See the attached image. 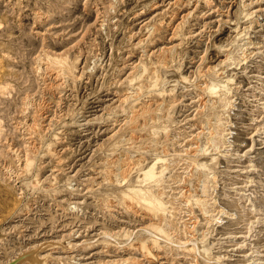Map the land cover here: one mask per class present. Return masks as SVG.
<instances>
[{
    "label": "rangeland",
    "instance_id": "374dc122",
    "mask_svg": "<svg viewBox=\"0 0 264 264\" xmlns=\"http://www.w3.org/2000/svg\"><path fill=\"white\" fill-rule=\"evenodd\" d=\"M168 48L178 54L159 67L157 83L174 87L164 125L181 153L209 137L204 120L214 111L203 110L201 89L216 80L213 67L226 63L233 83L228 105L215 109L213 144L198 157L205 167L186 172L179 160L171 170L182 180L168 182L178 210L173 242L160 237L145 255L133 244L152 221L115 204L113 162L130 150L120 137L139 135L141 116L127 126L131 110L152 101L142 90L123 103L137 91L128 76ZM46 55L78 58V79L45 70ZM0 85L10 88L0 87V264H264V0H0ZM127 177L124 186L137 176ZM198 179L203 193L188 185ZM182 193L202 196L208 214Z\"/></svg>",
    "mask_w": 264,
    "mask_h": 264
},
{
    "label": "bare ground",
    "instance_id": "6f19581e",
    "mask_svg": "<svg viewBox=\"0 0 264 264\" xmlns=\"http://www.w3.org/2000/svg\"><path fill=\"white\" fill-rule=\"evenodd\" d=\"M248 11L249 10L247 9V5L242 1L241 9H240V15L242 16V18L246 19L247 17H249V15H250L249 13L250 12H248ZM167 15H169V14H167ZM175 15H176V13H171L170 17H169L170 20H173ZM160 23H161L160 19L153 22V24L148 28L149 29L148 30L149 35H153L156 32H158L159 29H161L160 28V26H161ZM165 24H167V23H165ZM183 25L184 24H182V26ZM235 32H236L237 37L241 34V30H238V27L236 28ZM179 34H180V32H179ZM178 46H180V45L178 44ZM145 50H146V48H145ZM176 50L177 49H174V48H172V49L168 48L164 52L162 51V53L154 61H152L151 57H146L145 61L139 62L138 64H136L133 67V70L131 71V73L128 76V82L130 83V89H132L134 87V85H136V88H137L136 90L137 91L133 92V93H130L125 98L122 97V98H124L123 99V103L129 104L130 99L135 97L136 94H139L140 92H142V90H145L146 93L150 94L149 97L152 100L151 103L144 102V104L142 106L140 105L141 107H139V108L137 106V108L139 110L138 109L134 110L133 109L134 107L132 108L133 110H131L132 112L130 113L131 116H130L129 120L127 121V126H128V128H130V127L132 128L133 126H135L136 116L137 115L141 116L142 117V124L140 126L139 135H137L135 137V134L131 133L129 135V137H127V138L125 137V135H124V137H120L121 142H124L125 143L124 145H129L130 150H129V152L127 151L128 153L125 152V154H122L121 151H120L119 152L120 154L118 155V158L115 160V162H113L114 181H112L113 183H111V185L114 187L113 191L118 193V198L116 200L118 203H115V204H118L119 206H122L126 210H128V209L133 210L135 214L138 213L141 217H147L149 220L152 221L147 226V228H144V230L146 232H148V235H147L148 237H146L145 239H140L139 237H137L136 238V244H133V245H137V249L139 251H141L142 254H145V255L146 254L147 255H152L153 251L154 250L156 251V249H158V247L160 245L158 238H160V237H163V239L165 241H167L168 243L169 242H173V240H172L173 239V235L171 234V231L173 233L176 232V227L177 226L175 227V225H173V217H174V212H176V210H177V207L174 206L175 205V200H176L175 197L171 196V193H169V191H170L169 184L170 183H168V182L169 181H175V183H179L182 180H181L180 176H176L175 173L173 175H170L171 170L174 169V166L177 167V165H179V160L180 161L182 160V162L183 161L185 162L184 167L183 166L182 167H183L184 170L186 169L185 170L186 172H188L187 171L188 169H190V171H196V170H198L201 167H205L204 164H200L199 163L198 157L200 155L207 154L209 152V148L211 147V144H213L214 133L216 132L215 128L218 127L217 123H218V120H219L218 118L220 117V115L217 114V112H215V109L218 108V107H221V106L223 107V105L224 106L228 105L227 96L231 92L232 87L230 88V86H231V83H233L232 82L233 79L230 76H224V67H225L226 63L221 68H216L215 69L213 67L212 70H213V73L216 75V80L211 79L208 83H206L204 81L206 84L203 87V89H201L202 94L205 95V97H206V100L204 101V104H203V108H204L203 110H205V111L206 110L207 111H214L211 118H209V116L206 115L205 116V120H204L205 124L208 125V126L210 125V128H211V129H209L210 131H208L209 132L208 133L209 137L207 136L208 138L206 139L204 145L197 146L196 148L195 147L192 148V146L189 147V148L186 147L187 149L183 148L184 152L181 153L179 150H176L173 147V144H172V143L176 142L174 139H175V137L177 135L176 134H170L166 130L165 125H164L168 121V119L170 118V115L167 113L168 112L167 110H169L174 105V103L176 102V100H174V98H175L174 97V87H172L171 89L160 90L163 86L161 85V87H158V83H157V80H158V77H159L158 76L159 67L165 66L168 62H170L174 58V55L176 53L178 54V52H176ZM229 51H227V54H226V59H225L226 61L231 60V57L229 55V53H230ZM43 59H44L43 61H45V63H44L45 64V70H47L49 72L50 71L51 72L54 71L55 75L58 76V77H60V76L61 77H71V78H76L77 77V79H78V76L76 75L77 63H78L77 59L78 58H75V59L73 58V60L71 59L72 61H70L68 58L63 57V56H59L58 55V56H53L52 57V56H47L46 55L45 58H43ZM218 72H219V74H218ZM114 73H116V72L114 71ZM117 74L115 75V77L117 76ZM173 80H175V79H173ZM181 80L189 82L190 78L187 77L186 75L185 76L182 75L181 76ZM119 84H120V81H119ZM0 87H1V85H0ZM8 89H10V88H8L7 86L2 85L1 91H3V92L6 91L5 93H2V94L10 93L8 91ZM166 92L168 94H172L173 95V97H169V98H171L170 101H168L166 99V96H164V94ZM156 96H160L161 97V101L160 102H158V100L155 101L154 98ZM109 108H111V107H109ZM121 111L124 112L125 110H121ZM7 113H8V111H7ZM213 120H214V124L211 123V121H213ZM124 121H126V120H124ZM155 122H156V124H154ZM148 123H152L151 126H150L151 129H146L145 128V125L148 124ZM199 123H201V122H199ZM122 124H124V123H122ZM214 125H215V127H214ZM33 127H34V125H33ZM34 129H36V128H34ZM115 133H117V132H115ZM213 150H214V148H213ZM47 151L48 152L52 151V149H51V147L49 145L47 146ZM131 156L133 158L132 160H130ZM147 156L152 157L151 162L149 164H147V165H143V163L146 160ZM29 160L26 159V164H25V169L26 170H29L30 166H31V161H29ZM102 160H104V159H102ZM130 164L132 165V167L129 168ZM131 170L132 171L134 170L135 173H136V176H137L136 177V181L134 183H132V184H128V185L124 186V183H126L125 179H126L128 173L131 172ZM104 172H106V171H104ZM205 173H207V172H205ZM107 177H106V179H107ZM199 178H201V177L199 176ZM36 179L37 178H35V180ZM201 179H198L196 181L195 185L188 184V185H190V187L192 189V192L195 191V192H198V193H203L202 189H203V187L205 185H204V183H203V181ZM184 182H186V181H184ZM98 186H100V185H98ZM88 187H87V189H88ZM101 195H103V194H101ZM105 196H107V195H105ZM181 196L184 199L185 203H190L191 202V204H194L197 207H199L203 211V213L205 215L208 214V210L205 209L206 202L202 198V196L201 197L200 196L196 197L194 195H186L184 193H182ZM98 200L104 202V201L107 200V197H105V199H102V198L99 199L98 198ZM130 210H128V211H130ZM167 227H169V228H167ZM108 232H106V233L104 232L105 237H107V238L112 237V235H110V233H108ZM129 238H130V236L127 237V239H129ZM188 242L191 244V246H192L191 248L193 250L196 249V242L195 241L189 240ZM178 246H181V245L178 244ZM207 254H209V253H207ZM31 256H32V254H31ZM36 256H38V255H36ZM39 258H41V257H39ZM133 260H135V259H133Z\"/></svg>",
    "mask_w": 264,
    "mask_h": 264
}]
</instances>
